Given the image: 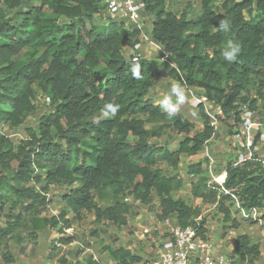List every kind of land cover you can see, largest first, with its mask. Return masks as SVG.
I'll return each instance as SVG.
<instances>
[{"label": "trees", "instance_id": "16d2710c", "mask_svg": "<svg viewBox=\"0 0 264 264\" xmlns=\"http://www.w3.org/2000/svg\"><path fill=\"white\" fill-rule=\"evenodd\" d=\"M214 2L201 0V13L191 19L186 12L168 10L167 0H143L144 12L152 16V38L170 54L168 63L126 56L124 45L133 46L140 31L113 19L98 24L103 0H0V125L19 128L26 122L37 109L36 88L50 100L49 111L27 128V137L15 142L0 129V214L5 218L0 264L15 263L10 241L24 252L50 228L65 234L51 248L62 251L77 239L66 229L83 212L92 213L95 224L126 225L134 211L127 195L145 205L157 196L159 219L171 216L182 226L196 225L201 208L173 195L184 188V178L165 174L160 163L178 168L182 155L200 152L215 128L199 106L203 128L192 134L195 125L179 108L168 118L148 97L151 87L168 77L204 88L221 106L220 119H230L233 126L240 121L242 103L264 109V0H222L221 11ZM221 21L229 31L221 30ZM229 41L240 48L232 62L222 56ZM250 86L262 100L248 92ZM110 102L119 105L115 114L106 108ZM167 128L184 134L176 149L152 142ZM209 171L208 157L188 167V175L197 178L193 195L214 204L230 227L239 226L233 216L237 203L263 209L264 220L259 158L228 159L221 183ZM52 186L64 189L55 214L48 212ZM199 223L206 233V220L201 217ZM105 249L116 264L142 259L125 246ZM259 256L258 243L247 234L236 236L232 264H254ZM58 261L66 264L67 258L58 256ZM86 264L100 262L91 257Z\"/></svg>", "mask_w": 264, "mask_h": 264}, {"label": "rangeland", "instance_id": "374dc122", "mask_svg": "<svg viewBox=\"0 0 264 264\" xmlns=\"http://www.w3.org/2000/svg\"><path fill=\"white\" fill-rule=\"evenodd\" d=\"M214 5L217 11H221L222 0H215ZM22 8H24V6ZM167 9L178 14L186 12L189 18L196 19L198 13L201 10V0H167ZM103 13L104 12L102 11L101 15L96 16V21L98 22V24L104 23L105 20H109L106 13ZM14 14L15 11L9 12V15L11 16H15ZM143 15L146 20V27L148 28L152 25V16L149 13L145 12H143ZM125 24L127 26L130 25L128 21H126ZM154 59L155 58L152 59V62H154L155 60H159ZM248 90L250 94L257 95L256 89L253 88V86H250ZM257 96L260 100H262L259 95ZM34 101L37 105L36 111L32 115H30L26 122H24L19 128H10L0 125V129L3 130V132H5L7 135H9L15 142H18L20 139L27 137V128L35 127L39 118L50 109L49 103L47 102L39 88H36V98ZM189 116L190 120L195 125V128L192 132V134H195L203 128V118L201 114H198L196 116L193 114H189ZM148 127H150V125H148ZM233 131L234 126L232 125V121L230 119L222 120L219 118V124L217 126V129H215V134L200 152L195 155H182L181 161L178 165V168L176 169L172 166L167 165V163L164 161L160 163V166L164 170L165 174H179L185 176L187 181L184 188H182L178 192H175L173 195L175 198H183L190 205L199 206L201 208V212H203L201 217H203L207 223L209 222V225H212L213 222V224L215 225L217 223L216 221H218L219 223V215H217L215 210L216 208L213 207V204L204 203L199 197H196L192 194V182L190 181L187 169L193 162L209 156L213 160L212 169L209 171V176L211 179L217 176L219 177L221 175L219 173H221L222 169L224 168V166L220 162L223 163V161H227L228 159L234 157L237 153V150L231 141V134L233 133ZM183 137L184 134H179L172 128H167L163 136L153 138L152 142L156 144L168 142V146L170 149H176L178 148V144L183 139ZM218 180L220 181L221 179L219 178ZM61 193V188H59L58 186H52L50 188L49 194L51 197V202L50 209L48 210L49 214H55L61 210ZM235 211L236 210L233 209V212ZM158 212L159 200L157 196L154 197L153 201L150 204H146V206L143 205L135 207L133 213L128 217L129 222L124 226H117L113 223L95 224L93 222V214L83 212L82 218L72 221L73 226L71 234H75V236H77L78 243H81L84 247H90L98 250L99 252H104L106 250L105 246L107 245L115 246V244L123 243L122 240L124 239V236L125 238H130V240L126 242V244L130 243L133 246L134 251H143V258L150 257L156 253L157 249L159 250L165 247L164 243L157 245V241L155 238L159 235L162 238L166 239V237L168 238V235L158 230L155 231L156 233L154 232L155 234L152 233L149 236L143 237L138 232L139 227H137V224L147 222V220H149L150 218L156 219L159 214ZM135 220L137 221V224L133 223L135 222ZM4 222L5 218L2 214H0V224L2 225L4 224ZM230 224L231 223L228 222L224 228H226L227 226L230 227ZM93 232H96V235H93ZM13 242L12 244H14ZM74 245L76 248L74 249L75 251H77V253L82 251L78 249L80 247H76L78 246V244ZM108 264H110V262ZM254 264H257L256 261L254 262Z\"/></svg>", "mask_w": 264, "mask_h": 264}, {"label": "built area", "instance_id": "2783aa9c", "mask_svg": "<svg viewBox=\"0 0 264 264\" xmlns=\"http://www.w3.org/2000/svg\"><path fill=\"white\" fill-rule=\"evenodd\" d=\"M103 1L105 3L103 12L106 13L108 19L128 21L140 31L137 42L133 46L128 45L126 51L124 50L126 56L133 60L150 59L151 53L149 49L144 47L147 45L157 51L159 60L170 62V54L163 45L152 38V25L148 28L146 27V20L143 15V0ZM186 88L193 97L194 103L203 108L210 124L217 129L219 118L223 114L221 106L207 96L204 88ZM46 100L48 103L50 102L49 98H46ZM239 114L240 121L238 123L233 122L234 131L231 134V141L237 150L235 155L237 156V162H243L256 156L257 159L259 158L264 163V109L261 106L252 109L248 103H242L239 106ZM212 164L213 160L210 158V170L212 169ZM213 179L221 183V180H218V176ZM125 201L134 208L146 206L132 195L125 196ZM237 207L242 211L244 218L256 221L264 227V220L261 218L263 209L253 207L247 210L242 208L239 203H237ZM200 219L201 216L195 219L196 225L190 224L187 226L180 225L171 216L163 219H159V217L149 219L150 221L146 222L141 227V230L139 229L140 235L146 237L152 234V228L154 230L162 228V231L168 235V240H165L167 243L164 242L165 247L159 249L153 256L144 257L132 264H232L234 259L231 255H215L214 243L206 236V233L202 234L200 232ZM66 232L71 233L72 228H67Z\"/></svg>", "mask_w": 264, "mask_h": 264}, {"label": "crops", "instance_id": "0c3cea01", "mask_svg": "<svg viewBox=\"0 0 264 264\" xmlns=\"http://www.w3.org/2000/svg\"><path fill=\"white\" fill-rule=\"evenodd\" d=\"M200 13H201V10L198 13V15ZM144 47L146 49H149L151 53L152 58L150 57V60H152L153 58L158 59V53L156 50L152 49L151 46L149 47L146 45ZM127 48H128V45L125 44L124 50L126 51ZM173 83H179V82L174 79L168 78V77L157 79L155 83L153 84V86L151 87L148 97L151 100H153L155 103H161L162 99L165 96L171 95V86ZM180 85L185 90V100L182 104L178 106V108L181 113H183L187 118L190 119L189 114H193L195 116L200 114L199 109H198L199 106L194 103L193 97L189 94L187 88L182 84ZM172 99H173V102H175L176 98L174 95L172 96ZM226 162L227 161L225 162L223 161V163L220 162L224 166V168L222 169L221 173H219L221 174L219 178L223 174H225L224 172H225ZM180 176L184 178L185 182L187 181L184 175H180ZM196 180H197L196 177L194 176L190 177L191 182H195ZM60 188H61V191L64 190L62 189V187ZM213 207H215L214 204H213ZM202 213L203 212H201V215ZM216 213L217 215H219L218 216L219 223L218 221H216L217 223L215 225L213 224L214 222L212 223V225H209V222L208 223L206 222V228H207L206 236L214 243L215 255H220V254L231 255V251L234 248L236 236L239 234H247L250 237L252 242L258 243L260 246V256L258 259H256V263L264 264V227L258 223H252L250 220L242 216L241 210H236L233 213V216L237 218V220L239 221V226L238 227L227 226L226 228H224L225 225H227V223L223 220L221 213L217 211ZM150 220H147V222H149ZM133 223L137 224V221L135 220V222ZM145 224L146 222L142 224L138 223L137 227H139V229L141 230V227ZM152 230H153L152 231L153 234L156 233L155 231H158V230H154L153 228ZM159 230L162 231V228H159ZM162 232L164 233V231ZM66 234H71V233L66 232ZM61 235H65V234H61L55 229L50 228V229L42 230L39 232L37 241L35 243H28L25 246L24 252L21 251L20 245H18L17 243L13 241H10V249L16 259L14 264H62L58 261V256H62V255L66 256L67 258L66 264H86L91 257L98 260L100 264H108L109 262L110 264H116L110 257L108 250H105L104 252H99L98 250H95L90 247L86 248L81 243H78L77 239L74 242L68 245H65L62 251L61 250L52 251L51 248L53 245V241ZM123 238H124L122 240L123 243L115 244V246L113 245L112 247L116 248L119 246H125L127 248H130L134 253L138 254L139 256L143 258L144 252L134 251L133 246L130 243L126 244V242L130 240V238H125L124 236ZM155 239L157 241V245L164 243V242L167 243V241H165L167 237L165 239L158 235ZM12 242L14 244H12ZM74 244H78V246L76 247L77 248L80 247L78 249L82 251L77 253V251H75L76 248ZM157 251L158 249L156 250V252Z\"/></svg>", "mask_w": 264, "mask_h": 264}, {"label": "clouds", "instance_id": "9594fccd", "mask_svg": "<svg viewBox=\"0 0 264 264\" xmlns=\"http://www.w3.org/2000/svg\"><path fill=\"white\" fill-rule=\"evenodd\" d=\"M220 28L221 30L227 32L229 31L230 26L226 22L221 21ZM239 51H240L239 46L233 43L232 41H229L228 46L222 51V56L226 61L232 62L236 59V56L239 53ZM133 75L136 78H140L139 70L134 68ZM173 95L176 98L175 102H173L172 99ZM184 100H185L184 88L179 84L173 83L171 86V95L165 96L162 99L160 103V107L167 114L168 118H172L176 115V113L178 112V106L182 104ZM106 108L111 113L115 114L119 109V105L110 102L106 105Z\"/></svg>", "mask_w": 264, "mask_h": 264}]
</instances>
